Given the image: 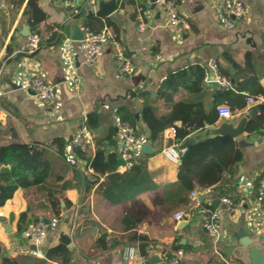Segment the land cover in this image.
<instances>
[{
	"label": "crops",
	"instance_id": "obj_1",
	"mask_svg": "<svg viewBox=\"0 0 264 264\" xmlns=\"http://www.w3.org/2000/svg\"><path fill=\"white\" fill-rule=\"evenodd\" d=\"M28 1L0 0V52L4 61L0 63V90L5 109V115L0 117V148L14 143L37 146L43 158L51 162L52 170L46 182L18 188L0 207V262L11 258L20 264H61L46 255L61 225L67 223L72 235L71 245L66 246L72 252L68 264H162L160 245L183 250L184 264H264V204L257 202L264 177V128L245 130L234 138L243 151L242 160L231 166L218 184L208 188L195 185L186 194V204L163 192L164 185L178 181L180 166L165 156L164 149L174 145L187 149L182 148L185 143L191 145L193 140L212 136L209 130L223 122L237 125L246 115L249 122L261 115L264 99L256 102L252 111L246 107L233 110L232 118H219L202 130L191 129L182 143L176 141L170 128L161 139L151 142L141 118L143 93L149 95L159 115L166 114L171 105L157 100V95L167 78L195 66H204L213 74L209 67L213 59L220 73L231 81L233 92L241 90L242 94L264 98V0H243L247 16L233 29L220 25L212 0H179L178 9L187 18L189 28L168 26L165 12L152 0H117L118 9L107 18L96 16L98 6L85 7V0H69L80 8L78 14H73L66 0H40L38 6L46 18L36 27L38 31L25 14ZM90 13L101 20L103 28L116 33L134 64L133 75L118 72L116 49L110 42L104 44L96 63H83L78 41L71 38L67 23L78 22L81 28H88L85 21ZM143 22L148 26L145 31L139 30ZM26 29L30 31L28 35L24 34ZM32 33L39 34L40 46L28 53ZM35 76L55 85L54 103H42L32 94ZM252 79L256 81L251 87L247 81ZM221 87L215 81L204 80L201 93L181 91L174 100L201 101L209 107ZM258 88L262 91H252ZM122 107L136 115L134 128L142 146L138 159L147 158L155 185L138 195L149 213L135 227L125 222L124 203L113 204L97 191L105 176L95 174L71 145L77 128L87 119L94 133V144L85 150L88 155H94L97 143L107 153H118L117 127ZM181 125L176 123L177 127ZM61 145L63 156L58 154ZM117 167L124 171L121 165ZM87 180L96 183L88 184ZM67 182L72 186L64 190ZM192 192H196V199ZM50 194L60 200L59 216L51 205ZM223 197L234 201L235 211L226 209ZM198 202L221 211L222 227L217 235L209 233L195 214L174 218L176 212L187 211ZM53 218L59 220L58 228L49 229L47 238L36 246L26 231L41 220L46 223ZM103 234L106 240L101 245L98 241ZM135 234L145 238L144 251L143 242L132 239ZM103 245L107 248L103 249ZM130 245L147 261L125 260L123 249ZM251 249L257 250L255 260Z\"/></svg>",
	"mask_w": 264,
	"mask_h": 264
},
{
	"label": "trees",
	"instance_id": "obj_2",
	"mask_svg": "<svg viewBox=\"0 0 264 264\" xmlns=\"http://www.w3.org/2000/svg\"><path fill=\"white\" fill-rule=\"evenodd\" d=\"M22 1V0H20ZM40 0H29L27 4V15L32 27H36L45 21V13L39 8ZM112 24L111 21H108ZM85 25L91 31H99L103 28L100 19L92 13L88 14ZM206 68L195 66L191 69L180 71L170 75L161 88L158 90L157 100H163L171 105L170 111L159 115L158 108L150 100L148 94H142L143 104L141 118L149 130L148 139L152 142L162 138L163 132L171 127H176V141L182 143L191 134V129H204L208 125L218 122L217 108L221 104L228 105L232 110L246 107V100L249 95L235 93L223 87L218 89L214 95L213 103L209 107L201 101L182 99L175 101L174 97L178 92L199 94L202 91L205 80ZM254 79L247 83L252 87ZM259 93L261 88L252 90ZM120 122L129 123L136 128L137 118L128 108L122 107L119 110ZM181 122L177 127L176 123ZM264 128V108L261 115L255 116L246 126L248 132ZM76 154L88 161L89 166L98 176H105L97 191L106 197L111 203H124L127 215L125 222L129 226H137L148 216V207L138 198L144 191L155 188L153 176L148 169L147 158H139L134 165L123 172L118 170V153H107L102 144L97 143L94 155H88V151L74 149ZM43 152L37 146H30L26 143H14L0 148V207L7 200L13 197L18 188H29L46 182L51 174V162L42 156ZM59 156L64 155V146L58 150ZM243 151L239 143L228 136H209L193 140L187 147L186 153L181 159L179 166V179L177 182L168 183L163 186V192L171 195L178 203L186 204V194L195 185L202 188L212 187L221 180L225 172L242 160ZM88 184H95L96 181L87 180ZM68 182L64 190L71 187ZM50 202L57 216L60 214V200L50 194ZM134 240H140L141 249L145 250V238L137 236ZM106 234L99 238V244H104ZM103 249L107 246L103 245ZM1 251V246H0ZM71 250L63 245L48 250L46 257L61 264H68L71 259ZM0 264H20L19 261L11 258H3Z\"/></svg>",
	"mask_w": 264,
	"mask_h": 264
},
{
	"label": "built area",
	"instance_id": "obj_3",
	"mask_svg": "<svg viewBox=\"0 0 264 264\" xmlns=\"http://www.w3.org/2000/svg\"><path fill=\"white\" fill-rule=\"evenodd\" d=\"M85 7L92 6L97 8L98 0H85ZM179 0H156V4L165 12L167 17V25L170 27L183 26L189 28L187 18L181 14L178 9ZM67 6L72 10L73 14L80 13V8L75 7L69 0H66ZM212 6L214 8L216 17L225 28L233 29L236 27L239 21L247 16V8L243 0H212ZM147 23L143 22L139 26V30L145 31L147 29ZM85 31V36L82 40L78 41V51L82 56L83 63L87 66H92L103 52L104 44L110 42L116 49L115 57L117 62L118 72L124 76L133 75L135 73V67L129 57H127L120 40L116 33L106 27L99 31H91L88 28H81ZM40 36L38 33H32L28 37V43L26 52L33 53L40 46ZM0 63L2 61V54L0 52ZM209 67L212 69L213 74L210 71L205 72L206 82H217L223 88L227 90L233 89L231 81L222 75L219 70V65L216 59L209 62ZM32 94L42 103L52 104L57 98V89L55 85L46 81L40 76H35L31 82ZM3 91L0 90V117L5 115V109L2 104ZM263 96H249L246 100L247 111H252L254 104L260 100H263ZM219 118H232L234 111L228 105H220L217 108ZM117 137L120 143L119 146V158L123 160L121 167L124 170L130 169L136 160L138 159V153L142 149L140 139L138 137L136 129L129 123L120 122L118 124ZM173 135L176 136V127H169ZM94 144V133L89 125L87 119H85L81 125L77 128L74 136L71 140L73 149L87 150ZM165 156L174 163H180L182 157L186 153L185 149H180L177 145L168 147L163 150ZM193 197H197L196 192H192ZM221 202L225 205L226 209L230 212L235 211L236 204L228 197L221 198ZM257 202L264 204V177L260 181L257 195ZM195 214L201 218V222L206 230L217 235L222 227L221 211L214 208L211 205H204L200 202L187 211H178L174 214L175 219H185L188 216ZM3 213L0 211V217ZM59 226V220L53 218L49 223H45L43 220L34 224L28 229L25 235L38 246L41 244L48 235L49 228L57 229ZM160 257L162 264H184L185 252L181 249L173 250L170 247L159 246ZM123 258L129 261H135L141 259L143 262L147 261L146 256L138 255L136 247L130 245L123 249Z\"/></svg>",
	"mask_w": 264,
	"mask_h": 264
},
{
	"label": "water",
	"instance_id": "obj_4",
	"mask_svg": "<svg viewBox=\"0 0 264 264\" xmlns=\"http://www.w3.org/2000/svg\"><path fill=\"white\" fill-rule=\"evenodd\" d=\"M152 1L155 2L156 0H152ZM117 9H118L117 0H109V1L100 0L98 4V9L94 14L100 18H107ZM67 26L71 30L70 35L73 40L79 41L84 38L85 31L81 29L80 24L78 22L70 21L69 23H67ZM29 32H30L29 29H26L24 34L28 35ZM215 84L218 83L215 82ZM248 118L249 115L242 117V119H240L237 125H234L231 122H223L218 127L211 128L209 130V134L212 136H228L231 138H236L245 132L248 123ZM188 146H190L189 143H185L182 146V148ZM144 150L147 151V147H145ZM123 163H124L123 160L121 158H118V166L122 165ZM46 223H49V221H47ZM48 228L50 229V227ZM71 243H72V235L71 232L69 231L68 224L63 223L59 229L57 236L51 241L49 247L53 248L59 245L69 246L71 245ZM251 251H252L251 258L255 260L256 256L258 255L257 250L251 249Z\"/></svg>",
	"mask_w": 264,
	"mask_h": 264
}]
</instances>
